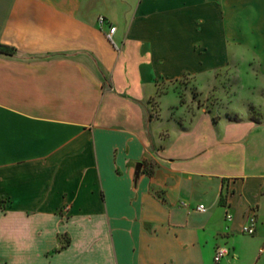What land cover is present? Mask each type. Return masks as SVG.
Here are the masks:
<instances>
[{"label": "crops", "instance_id": "1", "mask_svg": "<svg viewBox=\"0 0 264 264\" xmlns=\"http://www.w3.org/2000/svg\"><path fill=\"white\" fill-rule=\"evenodd\" d=\"M260 9L0 0V264H264V123L150 114L158 81L231 68L253 83L227 46Z\"/></svg>", "mask_w": 264, "mask_h": 264}, {"label": "rangeland", "instance_id": "2", "mask_svg": "<svg viewBox=\"0 0 264 264\" xmlns=\"http://www.w3.org/2000/svg\"><path fill=\"white\" fill-rule=\"evenodd\" d=\"M257 12L258 18L264 17V10ZM236 26L228 25L231 32ZM260 42L256 51L260 54L258 66L243 65L253 83H246L244 73H234L227 68L217 73L191 75L175 81H158L157 96L150 100L151 117L158 120H174L196 118V114L204 111L212 121L228 122L252 121L264 123V20L256 25ZM241 35V32H238ZM244 43L240 38L238 44ZM263 48L262 50L258 48ZM237 63L233 67H237ZM251 69V70H250ZM160 98L162 105L160 104ZM183 112V115H181ZM163 133V132H162ZM255 134H261V131ZM164 135V133L162 134ZM65 241L66 238L63 237Z\"/></svg>", "mask_w": 264, "mask_h": 264}, {"label": "clouds", "instance_id": "3", "mask_svg": "<svg viewBox=\"0 0 264 264\" xmlns=\"http://www.w3.org/2000/svg\"><path fill=\"white\" fill-rule=\"evenodd\" d=\"M257 19L258 14L256 11L240 17L238 26L241 29V36L244 39V43L233 45L229 38L227 55L230 60H234L240 65H259L261 57L259 52L256 51V46L261 38L258 34V29L255 27V21Z\"/></svg>", "mask_w": 264, "mask_h": 264}, {"label": "built area", "instance_id": "4", "mask_svg": "<svg viewBox=\"0 0 264 264\" xmlns=\"http://www.w3.org/2000/svg\"><path fill=\"white\" fill-rule=\"evenodd\" d=\"M105 23V18L100 16L98 18V24L100 26H102ZM115 32V27L113 26H109V31L108 34L106 35L108 41L110 43L113 44L112 42V35ZM196 210L200 213H204L206 211V208L204 207V205H198L196 207ZM231 219V215L226 213L225 215V220H230ZM256 225H257V219H256V213H255V209H251L246 218H245V222L242 226L241 232L242 234L246 235V236H253L256 232ZM228 253V250L225 247H217L214 253V263H218V261L225 256Z\"/></svg>", "mask_w": 264, "mask_h": 264}, {"label": "trees", "instance_id": "5", "mask_svg": "<svg viewBox=\"0 0 264 264\" xmlns=\"http://www.w3.org/2000/svg\"><path fill=\"white\" fill-rule=\"evenodd\" d=\"M12 49L6 46H1L0 45V52H3L5 54L11 55L12 54Z\"/></svg>", "mask_w": 264, "mask_h": 264}, {"label": "water", "instance_id": "6", "mask_svg": "<svg viewBox=\"0 0 264 264\" xmlns=\"http://www.w3.org/2000/svg\"><path fill=\"white\" fill-rule=\"evenodd\" d=\"M140 168H141V165L140 164H137L136 166V172H135V175L138 176L139 172H140Z\"/></svg>", "mask_w": 264, "mask_h": 264}]
</instances>
